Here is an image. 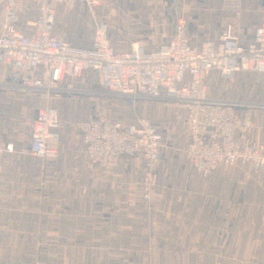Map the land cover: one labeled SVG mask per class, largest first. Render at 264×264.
Masks as SVG:
<instances>
[{
    "label": "crops",
    "instance_id": "obj_1",
    "mask_svg": "<svg viewBox=\"0 0 264 264\" xmlns=\"http://www.w3.org/2000/svg\"><path fill=\"white\" fill-rule=\"evenodd\" d=\"M141 1L119 0L127 10H135ZM145 1L147 5L159 2ZM236 2L171 0V5L175 10L191 9L188 35L196 46L216 36L219 17L235 10L241 16L239 33L251 36L262 20L264 0ZM31 8L19 18L24 32L29 31L24 20L36 14L35 6L31 4ZM55 8V31L73 44L88 46L87 28L81 32L58 28V11L64 7L58 4ZM1 9L0 4V13ZM204 24L213 30L194 43L192 29ZM173 27L169 36L161 33V42L154 46L137 42L155 49L169 41ZM130 43L114 47L123 50ZM90 76L102 88L97 75L90 73L73 82L74 93L51 98L78 95L84 91L78 84ZM13 90L5 84L0 65L1 103L11 102ZM18 94L25 99L39 96ZM207 97L240 103L236 112L251 120L252 129L248 134L240 132L237 140L264 148V102ZM36 113L23 121L28 129L20 149H15L19 144L12 135V123L6 122L7 114H0V264H264L263 171L236 164L228 169L217 166L202 177L187 160L186 144L174 152L167 147L164 159L153 167L156 195L150 209L142 212L134 205L142 192L143 156L125 155L104 169L88 160L81 132L63 125L57 154L36 158L28 152ZM97 184L100 193H91L89 189ZM77 188H84V192L78 194Z\"/></svg>",
    "mask_w": 264,
    "mask_h": 264
},
{
    "label": "built area",
    "instance_id": "obj_2",
    "mask_svg": "<svg viewBox=\"0 0 264 264\" xmlns=\"http://www.w3.org/2000/svg\"><path fill=\"white\" fill-rule=\"evenodd\" d=\"M0 4V65L8 87L51 98L74 93L75 80L95 73L107 93L183 104L186 157L202 177L217 166L227 169L236 164L264 172V148L237 140L240 132L250 133L251 120L236 112L240 103L208 98L204 77L208 71L226 79L242 72L264 74V17L246 37L238 31L239 11L223 14L216 36L195 46L188 35L190 11L180 8L168 42L150 49L135 41L117 50L108 24L98 13L99 0H0ZM31 4L36 14L24 20L29 30L24 32L18 22L23 12L32 11ZM58 4L67 10L76 6L85 10L88 46L73 44L55 31ZM62 127L55 106L40 107L31 125L28 152L39 159L54 157ZM80 132L88 160L104 169L122 156H143L144 186L134 206L148 211L156 195L153 167L164 159L167 148L156 125L146 117L122 122L96 112L82 123Z\"/></svg>",
    "mask_w": 264,
    "mask_h": 264
},
{
    "label": "rangeland",
    "instance_id": "obj_3",
    "mask_svg": "<svg viewBox=\"0 0 264 264\" xmlns=\"http://www.w3.org/2000/svg\"><path fill=\"white\" fill-rule=\"evenodd\" d=\"M138 3H140L139 7L135 10H127L119 0H99L98 13L110 28L113 46L121 48L133 41H141L149 46H154L161 42V33H171L172 22L178 13V10L173 9L171 0H159V2L157 1L151 5H147L145 0ZM235 3H237L236 0ZM183 8L189 10L192 17L191 9L188 7ZM74 9H59L58 28L76 30L77 32H81L82 28H87L85 10ZM200 13L204 16V13ZM263 17L264 14L262 20ZM212 30L213 27L208 24H204L200 28L194 27L192 29L194 31V43H199L201 40L199 38H205ZM153 34H156L155 38L152 37ZM204 77L206 96L222 97L242 102L250 100L264 102V74L257 75L251 72H242L231 79H226L214 71H208L204 74ZM80 82L78 88H82L84 91H79L78 95L55 97L53 99L40 98L39 96L25 99L18 94L23 95L25 94L24 91L14 89L10 103L5 105L0 101V114H7L6 122L12 123V135L19 144L15 149L23 148L20 147V143H24L28 129L23 122L26 116L34 115L39 107L44 105L58 106L63 121L62 124L66 127L73 126L78 132H80V126L88 120L90 114L96 112H101L107 117L122 122H131L137 118L146 117L162 133L166 141V147H169L170 152L184 148L187 142L186 108L179 101L151 98L128 99L116 96L107 93L105 90L103 91L98 85L97 79L91 76ZM144 179L143 171L140 182L142 190ZM99 189V184H97L89 190L95 194L100 193ZM81 192H84V188H77V193Z\"/></svg>",
    "mask_w": 264,
    "mask_h": 264
}]
</instances>
